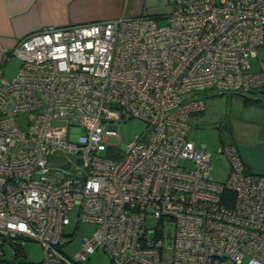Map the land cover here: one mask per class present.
Wrapping results in <instances>:
<instances>
[{"label": "built area", "instance_id": "built-area-1", "mask_svg": "<svg viewBox=\"0 0 264 264\" xmlns=\"http://www.w3.org/2000/svg\"><path fill=\"white\" fill-rule=\"evenodd\" d=\"M260 47L264 0H173L21 37L6 56L22 59L16 74L0 64V264H84L97 249L111 264H264V174L226 142L228 175L212 177L187 121L205 91L264 90ZM129 117L145 132L109 144ZM76 205L94 232L69 257ZM30 240L40 262L26 261Z\"/></svg>", "mask_w": 264, "mask_h": 264}, {"label": "rangeland", "instance_id": "rangeland-1", "mask_svg": "<svg viewBox=\"0 0 264 264\" xmlns=\"http://www.w3.org/2000/svg\"><path fill=\"white\" fill-rule=\"evenodd\" d=\"M169 1L171 0H144L146 6L144 11L151 13L155 8L148 5L162 6ZM258 52L264 58V47L258 48ZM251 62L254 69H258V57H252ZM21 63V58L13 56L7 66L6 77L12 78L16 74L14 67ZM249 93L245 94L260 99V105H246L243 96L239 94L205 91L202 94L205 97V110L190 114L188 117V124L191 125L188 138L197 146H204L211 152L210 175L215 179L223 180L229 172L226 155L218 151L226 142L236 144L253 174L264 173V90ZM116 125L117 135L111 136L108 143L121 149L125 148L136 134L144 133L146 130V122L137 117L117 120ZM78 209L76 205L69 211L70 223L64 228L67 242L61 246V250L69 257H73L80 249L82 240L91 238L94 232L93 223L78 219ZM156 221L155 217L148 216L149 225H154ZM24 248L27 262L36 263L42 260V247L38 242L30 240L26 242ZM5 251L4 258L8 260L11 258V248L6 245ZM84 264H111V260L106 252L97 249L89 255Z\"/></svg>", "mask_w": 264, "mask_h": 264}, {"label": "crops", "instance_id": "crops-1", "mask_svg": "<svg viewBox=\"0 0 264 264\" xmlns=\"http://www.w3.org/2000/svg\"><path fill=\"white\" fill-rule=\"evenodd\" d=\"M148 6L155 8L154 11L145 13L144 0H0V64L3 74L6 77L7 66L14 55L6 56L19 39L30 32L121 16L163 15L172 11L173 0L162 6ZM19 65L14 67L15 73ZM249 104L260 105V102L246 103ZM239 154L250 170L240 151Z\"/></svg>", "mask_w": 264, "mask_h": 264}, {"label": "trees", "instance_id": "trees-1", "mask_svg": "<svg viewBox=\"0 0 264 264\" xmlns=\"http://www.w3.org/2000/svg\"><path fill=\"white\" fill-rule=\"evenodd\" d=\"M239 95L243 96V101L245 103H252V102L259 103L260 102V99L247 96L246 94H239Z\"/></svg>", "mask_w": 264, "mask_h": 264}]
</instances>
